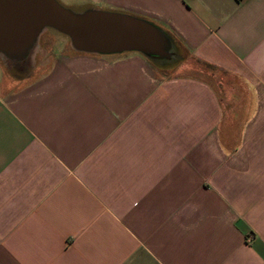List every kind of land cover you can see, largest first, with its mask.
<instances>
[{"label":"crops","instance_id":"obj_1","mask_svg":"<svg viewBox=\"0 0 264 264\" xmlns=\"http://www.w3.org/2000/svg\"><path fill=\"white\" fill-rule=\"evenodd\" d=\"M75 1L216 72L0 56V264H264V0Z\"/></svg>","mask_w":264,"mask_h":264},{"label":"water","instance_id":"obj_2","mask_svg":"<svg viewBox=\"0 0 264 264\" xmlns=\"http://www.w3.org/2000/svg\"><path fill=\"white\" fill-rule=\"evenodd\" d=\"M47 28L68 36L80 52L138 51L156 62L171 61L176 55L173 39L139 16L94 7L76 11L59 0H0V55L7 62L28 63Z\"/></svg>","mask_w":264,"mask_h":264},{"label":"rangeland","instance_id":"obj_3","mask_svg":"<svg viewBox=\"0 0 264 264\" xmlns=\"http://www.w3.org/2000/svg\"><path fill=\"white\" fill-rule=\"evenodd\" d=\"M63 5L72 8L73 10L80 11L87 7H83V5H78L75 0H59ZM109 10V9H106ZM70 39L65 34L58 32L52 28H47L40 35L38 42L31 54V57L28 62L36 61L39 59L40 49H42V56L45 59L54 54V57L61 54L66 50L68 46H70ZM72 46V45H71ZM175 46V44H174ZM176 55L173 60L168 61L174 64H180L176 70L192 73L197 76H201L202 78H206L208 73L216 72L211 66L207 65V63L197 59L196 57L190 55L186 51H182L180 48L175 47ZM1 56V55H0ZM167 70V69H166Z\"/></svg>","mask_w":264,"mask_h":264}]
</instances>
